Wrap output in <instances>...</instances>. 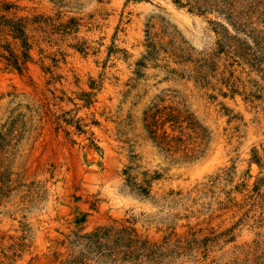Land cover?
Returning <instances> with one entry per match:
<instances>
[{
  "label": "rangeland",
  "instance_id": "1",
  "mask_svg": "<svg viewBox=\"0 0 264 264\" xmlns=\"http://www.w3.org/2000/svg\"><path fill=\"white\" fill-rule=\"evenodd\" d=\"M0 264H264V0H0Z\"/></svg>",
  "mask_w": 264,
  "mask_h": 264
},
{
  "label": "trees",
  "instance_id": "2",
  "mask_svg": "<svg viewBox=\"0 0 264 264\" xmlns=\"http://www.w3.org/2000/svg\"><path fill=\"white\" fill-rule=\"evenodd\" d=\"M143 122L153 143L167 152L171 150L178 151L179 147L184 144V140L180 136L173 137L168 134L164 130L166 125H168L171 133L179 130V134L183 135L181 128L183 123L186 122V129L191 128L195 131V126L191 122V115L184 116L172 107L159 108L158 105H153L144 112ZM159 130H161L160 133H158Z\"/></svg>",
  "mask_w": 264,
  "mask_h": 264
}]
</instances>
